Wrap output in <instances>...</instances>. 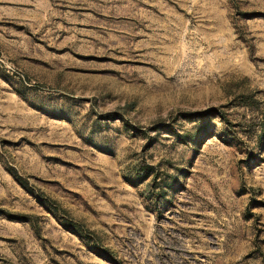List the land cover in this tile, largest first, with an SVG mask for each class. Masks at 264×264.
I'll return each mask as SVG.
<instances>
[{"label": "rangeland", "instance_id": "374dc122", "mask_svg": "<svg viewBox=\"0 0 264 264\" xmlns=\"http://www.w3.org/2000/svg\"><path fill=\"white\" fill-rule=\"evenodd\" d=\"M0 264H264V0H0Z\"/></svg>", "mask_w": 264, "mask_h": 264}]
</instances>
